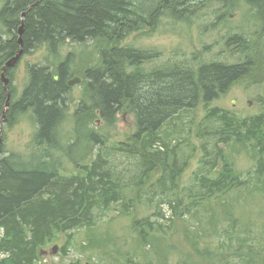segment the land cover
<instances>
[{
    "label": "trees",
    "instance_id": "1",
    "mask_svg": "<svg viewBox=\"0 0 264 264\" xmlns=\"http://www.w3.org/2000/svg\"><path fill=\"white\" fill-rule=\"evenodd\" d=\"M194 1L198 0L2 1L1 62H7L20 51L19 29L23 25V55L44 49L47 63L27 65V82L20 96L13 86L14 69L6 72L11 80L6 128H13L17 114L30 113L35 132L29 151L19 154L9 153L4 147L0 150V252L8 254L0 264H37L34 260L40 259L41 250L56 243L61 235L66 237L61 248L64 256L74 245L75 232L80 230L87 234L84 249L101 247L96 242L97 227L108 218L110 221L114 211L120 217H131L134 200L141 201L139 193L143 187L147 188V181L158 170L162 191L178 190L193 159L194 146L187 139L184 143L179 141L184 128L177 120L184 113L192 116L200 105L207 112V120L200 129L205 152L201 164L210 167L209 173L214 177L204 175L197 180L195 173L194 190H203L192 198L191 205L197 212L200 207L208 210L213 201L224 208L229 229L222 233L213 230L217 237L226 239L220 243L222 247L241 238L231 218L233 203L229 196L252 191L250 182L243 180L229 162L226 150L237 154L245 150L255 159L258 176H263L264 114L240 119L226 110L208 106L237 82L262 85L264 43L257 39L258 44H254L246 37L233 35L227 48L234 46L235 51H240L242 63L203 61L195 65L190 60H178L150 69H145V63H151L158 55L125 44L141 24L150 26L152 21L167 16L175 22L189 21L180 8ZM247 2L254 8L255 18L258 13L264 33V0ZM23 14L26 15L22 17ZM70 43L79 46L78 49L62 57ZM74 75L82 79V92L71 110L68 103L72 87L67 81ZM6 101L7 93L0 79V116ZM123 108L135 117L136 132L111 151L108 145ZM6 139L3 131L0 147ZM212 140L210 151L208 145L211 146ZM114 152L129 160L121 171L110 159ZM158 189L156 186L155 190ZM134 191L135 198L129 197L128 193ZM147 201L146 207L154 203L149 197ZM168 202L174 217L186 211L182 200L177 199L175 204ZM156 216L164 214L159 209ZM132 227L145 246L150 245L151 232H163L165 226H157L146 217L134 219ZM114 236L105 232L103 237L109 238L104 243L106 247ZM201 238L192 243L196 255L203 258L207 255L209 264H217L220 261L217 250H200ZM123 256L127 264H138L130 254ZM255 256L249 264L263 263L262 259L257 263ZM147 259L148 264H153L151 256ZM113 260L116 261L115 257Z\"/></svg>",
    "mask_w": 264,
    "mask_h": 264
},
{
    "label": "rangeland",
    "instance_id": "2",
    "mask_svg": "<svg viewBox=\"0 0 264 264\" xmlns=\"http://www.w3.org/2000/svg\"><path fill=\"white\" fill-rule=\"evenodd\" d=\"M194 2L188 8H186L187 6L180 8L184 15H188L189 21L175 22L168 19V16L162 17L155 23L152 21L150 26L147 24L139 25V30L129 35L125 44L150 51L153 56L158 55V58L151 59V64L145 63V69L178 60H190L195 65L197 62L203 61H215L223 64L242 63V53L235 51L234 46L231 49L227 48L229 37L240 35L251 40L254 44H258L257 39L264 43L263 23H260L258 13L255 18V11L251 7L249 8L247 4L241 3L242 1L198 0ZM258 36L260 38H257ZM78 47L70 43L64 48L62 57L74 48L78 49ZM46 58L44 49H38L22 56L13 80L17 96H20L27 82V65H43L47 63ZM48 59L53 60L50 57ZM261 84L255 86L249 81L237 82L225 95L215 99L208 108L226 110L240 119L264 114V80ZM81 92L80 84L72 87L71 102L68 103L71 110L81 97ZM206 114L205 107L200 105L192 116L184 113L177 120L184 128V133L179 141L184 143L187 139L194 146L193 159L183 173L178 190L175 192L168 189L162 191L161 174L158 170L153 174L152 179L147 181V188L143 187L139 193L141 201L139 199L140 202L138 203L134 200L135 206L131 212V217H120L114 211L111 213L112 219L110 221L108 218L97 227L96 236L99 239L96 242H99L103 247L94 246L84 249L82 245L87 243V234L85 230H80L74 234V245L69 249L70 251L68 250L69 255L66 253L63 256L61 248L66 243V237L61 235L56 243L45 249L47 251V264H127L123 256L127 254L134 257L138 264H148L149 259L147 257L150 256L153 264H179L180 261H185L187 264H209L206 260L207 255L204 258L203 255H196L192 248V243L201 237L200 250L216 249L220 260L217 264H246V260L249 264L251 257L255 255L254 260H259L257 262L259 263L262 259L263 263L261 264H264V175L258 176L256 161L245 150L241 149L239 154L233 153L230 149L226 150L229 162L234 164L236 171L241 174L243 180L250 182L249 190L252 191V193H248L244 190L245 193L242 191L237 195L229 196L230 202L233 203L230 210L231 218L235 220L236 232L242 235L241 238L222 247L220 243L226 242V239L217 237L213 230L218 229L219 233H222L229 229V219L223 216L224 208L218 207L219 203L216 204L213 201L209 204L208 210L205 211L203 207H200L197 212L191 205L192 198L203 190L202 188L199 191L194 190L197 187L194 186L196 185L195 179H193L195 173L198 174L195 176L197 180L204 175L214 177V174L209 173L210 167H204L201 164V158L205 152L202 150L200 138L203 137L200 136V129L203 125L202 122L207 120ZM209 123L212 124V122ZM100 124L98 121V125ZM3 131L7 135L5 144L9 153L20 154L29 151L35 132V125L30 113L25 114L12 129L6 128L4 120H0V135ZM135 132V117L127 111V108H123L118 115L116 130L112 132L113 137L108 145L110 150L113 151L112 148L120 142H127ZM213 143L214 140L211 141V146L208 145L210 151L213 150ZM222 147L224 149V146ZM110 159L116 163L118 171L129 164V160L124 158L121 153H115ZM156 186L159 187L158 190H155ZM128 196L135 198V191L128 193ZM148 197L154 199V203L146 207ZM177 199L182 200L183 209L186 211L183 215L179 213L178 216L174 217L168 200L175 204ZM158 201L160 202L157 204ZM159 209L164 217L156 216ZM146 217H150L157 226L162 224L165 227L163 232L152 231L149 240L150 245L143 246L138 241L137 230L133 229L132 221ZM105 232L115 235L110 241L109 247L104 244L109 239L103 237ZM55 247L57 250L54 254ZM116 250L119 251V254L115 256L114 251ZM108 254H112L116 261Z\"/></svg>",
    "mask_w": 264,
    "mask_h": 264
},
{
    "label": "water",
    "instance_id": "3",
    "mask_svg": "<svg viewBox=\"0 0 264 264\" xmlns=\"http://www.w3.org/2000/svg\"><path fill=\"white\" fill-rule=\"evenodd\" d=\"M26 14H23L22 17H24ZM23 32H24V28H23V25L22 27L19 29V44H20V51L16 54L15 58H13L10 62H8L5 66L6 67H13L17 61L23 56L24 54V50H23ZM5 68H4V71H5ZM58 77H55V80H57ZM1 80H2V83H3V86H4V89L5 91L7 92V101H6V107L8 108L10 106V101H11V93L9 92L8 90V85L10 83L9 79L6 77V73L3 72L1 74ZM81 83V80L80 79H75L73 80L72 82H69V86L72 87L74 86L75 84H79ZM2 138H1V135H0V142H1ZM56 250L57 248L55 247L54 248V254L56 253ZM47 252H41L40 255H46Z\"/></svg>",
    "mask_w": 264,
    "mask_h": 264
},
{
    "label": "bare ground",
    "instance_id": "4",
    "mask_svg": "<svg viewBox=\"0 0 264 264\" xmlns=\"http://www.w3.org/2000/svg\"><path fill=\"white\" fill-rule=\"evenodd\" d=\"M2 7H3V5H2ZM2 7L0 8V10L2 9ZM187 8H188V6H187ZM16 56V55H15ZM15 56L13 57V58H15ZM13 58H11V59H9L7 62H1V59H0V72L1 73H3V72H7L8 70H12V69H14V73H15V70L17 69V67H18V65L20 64V62H21V59H22V57L17 61V63L13 66V67H6L5 68V66H6V64L8 63V62H10ZM149 64H151V63H149ZM4 68H5V71H4ZM80 79L81 80V83H82V79L80 78V77H77V76H73L72 78H70V79H68V81H67V84H68V86H69V82H72L73 80H75V79ZM81 83H79V84H81ZM75 85H77V84H75ZM70 87V86H69ZM73 87V86H72ZM10 92V91H9ZM7 93V92H6ZM11 93V92H10ZM10 107V106H9ZM9 107L7 108L6 106H5V109L3 110V112H2V115L0 116V120H4V122H5V125H6V123H7V117H6V114H7V112H8V109H9ZM25 115V114H24ZM23 114L21 115V114H17L16 115V117L14 118V120H13V123H12V125H13V127H15L20 121H21V119H22V117L24 116ZM1 138H2V135H1ZM2 141V140H1ZM2 147H4V149H5V151H8L7 150V146H6V144L4 143V146L2 145L1 147H0V150L2 149ZM70 251V250H69ZM67 252L68 253V255H69V253L70 252ZM8 257V254H4L3 252H0V262L1 261H3V260H5L6 258ZM39 260H37V259H35L34 260V262H38Z\"/></svg>",
    "mask_w": 264,
    "mask_h": 264
},
{
    "label": "flooded vegetation",
    "instance_id": "5",
    "mask_svg": "<svg viewBox=\"0 0 264 264\" xmlns=\"http://www.w3.org/2000/svg\"><path fill=\"white\" fill-rule=\"evenodd\" d=\"M3 0H0V8L2 7V5H3V2H2ZM224 2H226V1H228V0H223ZM240 1H242L241 3H244V4H247L248 6H249V8L251 7V9L253 10L254 8L251 6V4L249 3V2H247V0H240ZM228 3V2H227ZM228 5H229V3H228ZM176 6V5H175ZM174 7V6H173ZM172 7V8H173ZM229 7V6H228ZM232 7V6H231ZM161 19V18H160ZM0 59H1V55H0ZM1 72H0V79H1ZM11 81V80H10ZM2 82V81H1ZM3 85V84H2ZM4 88V87H3ZM5 90V89H4Z\"/></svg>",
    "mask_w": 264,
    "mask_h": 264
}]
</instances>
